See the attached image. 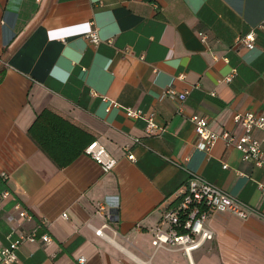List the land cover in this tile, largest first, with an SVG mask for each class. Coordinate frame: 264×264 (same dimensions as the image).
I'll list each match as a JSON object with an SVG mask.
<instances>
[{
	"label": "crops",
	"instance_id": "obj_1",
	"mask_svg": "<svg viewBox=\"0 0 264 264\" xmlns=\"http://www.w3.org/2000/svg\"><path fill=\"white\" fill-rule=\"evenodd\" d=\"M260 24L264 0H0V247L36 229L51 242H24L16 264H190L179 249H155L151 230L191 174L264 215V169L222 140L198 150L189 121L238 139L235 115H264ZM251 30L248 50L237 39ZM168 88L185 99L163 97ZM110 102L154 113L160 130L146 135ZM43 110L99 142L115 167L105 173L82 152L58 168L28 136ZM207 226L214 239L192 264H264L261 218L214 212Z\"/></svg>",
	"mask_w": 264,
	"mask_h": 264
},
{
	"label": "built area",
	"instance_id": "obj_2",
	"mask_svg": "<svg viewBox=\"0 0 264 264\" xmlns=\"http://www.w3.org/2000/svg\"><path fill=\"white\" fill-rule=\"evenodd\" d=\"M255 29L263 31L264 24L256 26ZM86 38L94 46L100 42L95 30H90ZM202 39L204 40V36ZM255 40V30H251L240 36L237 42L246 49L252 50L255 47ZM234 75L235 71L233 70L224 81L230 82ZM185 95V93L177 94L171 88L163 92V97H177L180 101L185 99ZM111 108L124 109L115 102H110L106 111L109 112ZM124 114L131 120L143 121L145 124L144 131L148 136L155 135L160 130L155 122L154 113L146 114L141 110L125 108ZM189 121L193 124L197 135L196 148L198 150L208 151L216 141L222 140L226 146H232L240 152L242 161L251 162L254 167L264 169V151L262 149V144H264V115L252 112L235 115L233 117L234 124L243 130V134L238 139L226 131L221 133L213 131L208 120L202 116L193 114ZM255 132L263 134L261 141L254 137ZM83 154L98 164L105 173L110 172L116 165V160L97 141L90 142L85 147ZM128 159L132 160L133 155H129ZM226 168L227 166L224 165L223 169ZM257 188L264 194V182H259ZM7 196V192L1 195L2 198ZM14 209L19 218L27 220L32 218L19 205H16ZM214 212L230 213L242 220L255 215L264 221V215L232 198L217 186L195 174H191L184 191L163 210L158 225L151 230V245L155 249H179L192 264L193 252L205 242L214 239L213 232L207 226V221ZM62 217L66 219L67 215L63 214ZM7 220L11 223L13 218L8 217ZM96 235L102 236V231H96ZM16 236V239L10 242L8 246L0 247V264H16L18 262L17 252L24 242L40 241L43 244L51 242V238L47 234L38 236L36 229L29 232H16ZM85 263L86 259L81 256L75 260L74 264Z\"/></svg>",
	"mask_w": 264,
	"mask_h": 264
},
{
	"label": "trees",
	"instance_id": "obj_3",
	"mask_svg": "<svg viewBox=\"0 0 264 264\" xmlns=\"http://www.w3.org/2000/svg\"><path fill=\"white\" fill-rule=\"evenodd\" d=\"M28 136L58 168L72 163L92 142L90 137L50 110H43L37 116Z\"/></svg>",
	"mask_w": 264,
	"mask_h": 264
}]
</instances>
